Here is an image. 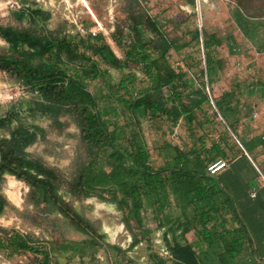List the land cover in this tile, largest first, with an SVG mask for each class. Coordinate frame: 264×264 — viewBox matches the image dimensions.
<instances>
[{"label": "trees", "instance_id": "trees-1", "mask_svg": "<svg viewBox=\"0 0 264 264\" xmlns=\"http://www.w3.org/2000/svg\"><path fill=\"white\" fill-rule=\"evenodd\" d=\"M187 3L194 7L196 1L187 0ZM127 6L131 38L124 47L123 59L106 42L103 33L80 37L0 24V37L8 43L7 52L0 53V70L15 75L40 96V100L31 103L30 111L46 115L55 122H59L62 115L72 116L88 154L68 182L67 193L80 199L96 196L114 204L132 234L131 249L143 240L149 241L151 232L162 227L175 235L172 241L167 240L172 264H206L201 252L184 238L187 231L195 230L206 239L208 252L218 251L220 245L211 236L220 235L224 250L219 254V263L227 264L228 259L241 250L240 241L225 238L215 221L224 209L231 211L234 201L219 179L207 173L210 162L229 156L228 150L235 145L228 143L232 134L238 141L242 140L231 121L239 112L238 103H235L237 92L230 89L214 96L207 90L222 67V59L215 54V46L220 45L222 39L214 33L202 37L200 29L194 28L191 40L202 43L207 77L206 80L203 76L201 86L195 87L191 77L174 71L168 61L170 50L180 51L189 43L170 38L158 19L140 10L139 0H127ZM248 6V2L239 0L233 9L234 20L244 37L256 45L257 51H264V13L253 14ZM18 15H32V21L40 26L51 13L38 7L24 8ZM146 25H155L157 33L147 35ZM117 31L112 37L120 45L122 41ZM133 67L139 68L150 82L136 95L133 90L139 76L132 71ZM111 68L123 72L117 83L112 81ZM126 68L130 71L125 72ZM99 79L104 81L103 85L91 89L90 82ZM104 85L108 91H104ZM258 85L264 92V85ZM165 88L171 91L167 97ZM211 101L225 122L220 140L207 146L200 136L202 149L193 147L189 151L169 144L165 147V159L158 167L150 163L145 141L132 130V121L124 115L129 110L130 117L140 121L161 113L167 114L174 125L179 118L191 123L197 118L196 109L201 110L204 104L211 105ZM118 105L122 110H118ZM14 116L21 119L16 107L0 117V128L10 125ZM120 117L124 122H120ZM206 121H199V124ZM128 129H131L129 140ZM42 131L38 125L29 127L20 123L11 130L10 137L0 138V215L10 206L2 192V184L6 175H12L29 187V204L48 214H61L72 229L87 237L81 240L63 238L59 243L52 240L48 245L37 237L10 233L1 227L0 249H9L11 254L30 252L36 256L34 264H67L61 263L59 255L65 254L69 261L76 255L81 258L94 255L95 252H89L91 248L106 246L122 255L125 261L121 264H141L140 260L129 257L120 245L105 242L98 228L65 199L61 191L64 180L61 173L30 156L27 147ZM254 140L263 143L261 136ZM242 143L249 151L248 141ZM148 210L157 223L154 230L147 225ZM17 213L24 215V211L18 209ZM147 249L149 264H169L168 259L161 257L150 244Z\"/></svg>", "mask_w": 264, "mask_h": 264}, {"label": "rangeland", "instance_id": "rangeland-1", "mask_svg": "<svg viewBox=\"0 0 264 264\" xmlns=\"http://www.w3.org/2000/svg\"><path fill=\"white\" fill-rule=\"evenodd\" d=\"M195 1V6L192 7L187 0H139V8L143 13L158 19L163 31L170 38H175L180 43H189L180 51L170 50L168 61L174 71L191 77L195 87L201 86L203 76L206 77V69L202 43L191 40L194 28L200 29L202 37L211 33L221 37V44L215 46V54L222 59V67L218 69V78L212 80L207 90L214 96H220L226 90H235L238 98L235 103H238L239 112L231 117V121L234 122L239 136L242 140H254L261 136L264 140V92L258 85L260 83L264 85V51H257L256 45L244 37L234 20L233 9L239 0ZM243 1L248 2L251 13H264V0ZM38 7L51 13L50 18L44 23L41 22L40 26H36L32 21V15L29 17L18 15L24 8ZM0 24L22 29L30 28L39 33L66 32L78 34L80 37L88 33H103L106 42L122 59L125 57L124 47L131 38L127 0H0ZM116 27L120 29L117 31ZM146 28L147 35H154L158 31L155 25H146ZM115 31L122 41L120 45L112 37ZM7 46L8 43L0 37V53H6ZM129 71L128 68L125 69V72ZM132 71L139 76L135 82L136 89L133 90L136 95L140 89L150 85V82L139 68L133 67ZM110 72L113 75L112 81L117 83L123 72L113 68ZM205 79L207 80V77ZM103 83L102 79L91 81L90 88L94 89ZM180 88L182 89L181 86ZM104 91H108L105 85ZM164 91L166 97L171 94L169 88H165ZM40 99L38 94L24 86L15 75L0 70V117L8 115L11 109L16 107L21 118L14 116L10 125L1 127L0 138L10 137L11 130L20 123L29 127L34 125L41 127L44 131L39 132L38 139L27 147L30 156L41 159L53 167L55 172L61 173L64 179L61 191L65 194V199L98 228L104 235L105 242L118 244L127 250L129 257L140 260L141 264H149L147 246L150 244L157 252L154 240L160 231L151 232L149 241L143 240L131 249L132 234L122 222V213L114 204L102 201L96 196L80 199L67 193L68 182L87 157V147L81 140L79 129L70 114L62 115L59 122H55L46 115L29 110L31 103ZM183 99L187 100L186 95ZM118 107V110H122L121 105ZM130 113L127 110L124 115L132 121L131 129L137 131L139 138L145 141L150 151V163L155 167L164 161L165 147L169 144L177 145L184 151H189L193 147L202 149L200 136H203L206 145L210 146L224 135L225 122L213 103L204 104L201 110L196 109L197 118L191 123L179 118L176 125L167 114L160 113L136 121L130 117ZM199 121L206 122L200 125ZM120 122H124L123 117H120ZM131 129L126 133L127 140L130 139ZM228 143L235 144L232 149H227L229 156L226 160L230 161L244 149L233 134ZM256 151L264 155V145H259ZM214 176L225 184V179L218 174ZM2 192L10 206L0 215V228H6L10 233L19 232L37 237L48 245L52 240L59 243L63 238L81 240L87 237L86 234L72 229L68 220L61 214H48L42 208L29 204L27 201L29 187L14 176H5ZM17 209L24 211V215L18 214ZM232 214L233 212L227 217L219 218L218 221L224 219L226 224L232 226L234 223ZM146 215L148 227L156 229L157 223L152 218L151 211L148 210ZM89 252L95 254L83 258L76 255L69 261L65 254H61L59 260L61 263L68 262L67 264H121L125 261L121 254L106 246L91 248ZM164 258L172 264L171 258ZM35 259L36 256L30 252L11 254L9 249L4 251L0 249V264H34Z\"/></svg>", "mask_w": 264, "mask_h": 264}, {"label": "crops", "instance_id": "crops-1", "mask_svg": "<svg viewBox=\"0 0 264 264\" xmlns=\"http://www.w3.org/2000/svg\"><path fill=\"white\" fill-rule=\"evenodd\" d=\"M245 141H248L250 145L249 151L243 146L242 142ZM242 142L239 141V144L244 151L230 161L227 160L228 167L218 174L226 180V185L221 183L234 201V207L231 211L224 209L216 216L215 223L219 230H223L220 232L225 235V238L240 241L241 250L234 258H229L227 264H264V155L256 151L259 145H264V140L263 143L248 139ZM231 212H233L232 221L234 222L232 226L226 224L224 219L218 221L219 218L227 217ZM161 228L158 227L156 230L160 231ZM180 234L178 231L177 236L179 237ZM174 237L172 232L164 229L163 238L168 247L167 240L172 241ZM211 237L220 245L215 253L207 251L206 239L202 235L199 236L195 230H189L184 235V238L201 252L206 264H220L219 254L224 250L222 239L219 234Z\"/></svg>", "mask_w": 264, "mask_h": 264}, {"label": "built area", "instance_id": "built-area-1", "mask_svg": "<svg viewBox=\"0 0 264 264\" xmlns=\"http://www.w3.org/2000/svg\"><path fill=\"white\" fill-rule=\"evenodd\" d=\"M228 167L226 159L218 158L210 162L207 166V173L209 175H217ZM165 228H161L160 232L157 233V237L154 240L156 244L157 253L162 257L172 258V252L170 248L165 244L163 233Z\"/></svg>", "mask_w": 264, "mask_h": 264}, {"label": "bare ground", "instance_id": "bare-ground-1", "mask_svg": "<svg viewBox=\"0 0 264 264\" xmlns=\"http://www.w3.org/2000/svg\"><path fill=\"white\" fill-rule=\"evenodd\" d=\"M14 195H15V194H14ZM14 195H13V196H14ZM18 196H19V194L17 195V198H18V200H19V202H20V201H21V198L19 199ZM9 197H10V196H9ZM10 199H12V198L10 197ZM15 203H16V200H15ZM19 205H20V204H19Z\"/></svg>", "mask_w": 264, "mask_h": 264}, {"label": "water", "instance_id": "water-1", "mask_svg": "<svg viewBox=\"0 0 264 264\" xmlns=\"http://www.w3.org/2000/svg\"><path fill=\"white\" fill-rule=\"evenodd\" d=\"M238 143H239V141H238Z\"/></svg>", "mask_w": 264, "mask_h": 264}]
</instances>
